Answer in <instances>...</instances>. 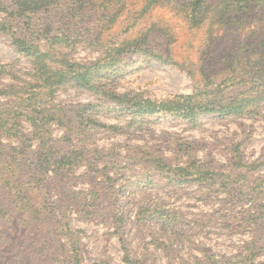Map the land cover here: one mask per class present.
<instances>
[{
  "label": "rangeland",
  "instance_id": "374dc122",
  "mask_svg": "<svg viewBox=\"0 0 264 264\" xmlns=\"http://www.w3.org/2000/svg\"><path fill=\"white\" fill-rule=\"evenodd\" d=\"M123 1L125 10L115 26L102 35L103 43L115 41L113 37L124 32L132 18H137L135 28L122 33L118 40H131L150 27H157L168 37L171 55L178 65L163 64L138 53L125 56L111 83L114 91L156 101L192 94L199 85L196 83L201 78L199 70H203L204 31L191 29L169 7H156L140 16L144 0ZM129 16H132L131 21L126 23ZM4 17L0 12V22ZM257 28L252 25L246 30ZM234 35L242 36V30ZM220 49L216 45L212 50L219 54ZM101 56L98 49H92L86 42L79 44L73 53V59L78 62H95ZM0 64L12 66L22 80L28 79L30 63L13 47L1 26ZM189 71H195V78ZM17 83L22 84L12 76H0L1 89L6 84ZM108 96L75 87L58 93L55 102L61 106L94 104L98 125L90 130V139L85 142L88 155L79 157L68 177L71 182L61 187L62 181L53 171L41 178L43 185L52 190L54 199L66 189V193L73 196L71 199L76 200V206L83 207L82 211L69 213L71 229L79 241L82 264H127L126 250L138 264H208L203 250H208L216 259L237 254L253 238L250 232L230 235L218 227L198 228L222 217L223 210L229 207L226 203L231 200L230 188H239L242 178L223 179L215 175L202 180L194 174V169L191 173L197 181L176 183L169 176L194 164L239 172L233 165L234 156L240 154L247 164L257 165L251 177L264 180V103L242 118L211 114L190 121L172 113L125 115L113 108ZM4 100L0 97V101ZM52 129L54 140L61 139L65 133L58 125ZM21 131L24 136L21 139L0 136V180H3L0 201L1 195L7 192L6 181H14V174L26 188L31 189L35 184L25 178V173L31 170V158L36 157L35 151L44 143L34 136L29 124L24 123ZM13 149L23 151L25 156L23 152L16 154ZM251 182L258 187L259 182ZM101 202L105 203V211L97 213L95 208ZM237 206L236 212L242 209ZM14 208L0 220L3 263L51 264L52 255L55 256L67 239L62 236L61 243L57 244V237L53 239L46 234L45 223L33 221L25 208H17L15 212ZM116 215L123 220L118 225L122 226L120 232L114 227ZM45 253V259L36 260Z\"/></svg>",
  "mask_w": 264,
  "mask_h": 264
},
{
  "label": "trees",
  "instance_id": "16d2710c",
  "mask_svg": "<svg viewBox=\"0 0 264 264\" xmlns=\"http://www.w3.org/2000/svg\"><path fill=\"white\" fill-rule=\"evenodd\" d=\"M144 2L140 16L156 7H169L191 29L204 31L203 70H199L201 78L196 81L199 85L192 94L156 101L114 91L111 83L125 56L138 53L163 64L178 65L171 55L168 37L157 27H150L131 40H118L122 33L135 28L137 18H132L124 32L120 31L113 37L115 41L103 43L102 35L115 26L125 10L123 0H0V12L5 15L0 22L1 30L31 65L28 79L22 80L12 66L0 64V76L9 75L22 83L6 84L0 88V97L5 98L0 101V136L21 139L24 137L22 126L27 123L34 136L44 143L29 162L31 170L25 173V178L35 183L32 188H26L16 174L14 181H6L7 192L1 195L0 201V220L6 218L14 207V212L17 208H25L33 221L47 225L46 234L53 239L57 237V244L61 243L60 237L66 238L67 242L56 250L55 256L52 255L51 264H82L79 241L71 229L69 213L82 211L83 207L76 206V200L71 199L73 196L67 194L66 189L54 199L52 190L43 185L41 178L53 171L62 181L61 187L71 182L68 177L76 168L79 157L88 155L85 142L90 139V130L98 125L94 104L61 106L55 102L60 91L75 87L109 95L113 108L132 117L172 113L190 121H196L200 115L211 114L242 118L264 103V0ZM131 17H127L125 22L130 23ZM252 25L258 28L247 31V27ZM241 30L242 36L234 35ZM85 42L101 52L102 56L95 62L73 59L78 45ZM216 45L221 48L219 54L212 50ZM189 75L195 78V71H189ZM54 125L65 130L59 140L52 138ZM236 151L239 153V149ZM22 152L16 151V154L21 155ZM4 158L10 159L9 156ZM68 160L70 162L67 163ZM234 163L239 172L232 168L194 164L180 168L169 177L176 183L197 181L191 173L194 169V174L202 180L215 175L223 179L242 178L239 188H230L231 200L226 203L229 207L223 210L222 217L198 229L218 227L230 235L250 232L253 238L230 257L216 259L208 250L203 252L208 264H264V180L252 178L256 163L247 164L240 154L234 156ZM251 181L259 182L258 187ZM237 205L242 209L236 212L234 208ZM104 206L105 203L101 202L95 208L96 212H104ZM122 222V218L117 216L114 227L118 232L122 227L118 225ZM55 257L61 259L56 260ZM45 258L46 253L37 256L36 260ZM125 260L127 264H138L131 258L129 250H126ZM0 264H4L2 255Z\"/></svg>",
  "mask_w": 264,
  "mask_h": 264
}]
</instances>
